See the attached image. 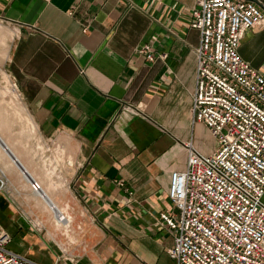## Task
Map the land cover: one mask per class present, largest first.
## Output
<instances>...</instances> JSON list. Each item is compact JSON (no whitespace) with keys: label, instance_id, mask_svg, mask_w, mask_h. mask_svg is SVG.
Masks as SVG:
<instances>
[{"label":"crops","instance_id":"crops-1","mask_svg":"<svg viewBox=\"0 0 264 264\" xmlns=\"http://www.w3.org/2000/svg\"><path fill=\"white\" fill-rule=\"evenodd\" d=\"M194 5L0 0V18L16 28L6 72L34 121L26 128L35 131L13 142L17 156L6 148L0 161L7 178L0 225L17 240L14 252L54 264L58 246L67 245L77 259L66 264H175L166 252L172 232L158 219L171 210L169 174L184 168L186 140L212 148L190 110ZM146 41L153 61L138 52ZM238 52L264 73V26L247 30ZM50 201L70 220L66 236L54 227ZM32 220L44 230L31 229Z\"/></svg>","mask_w":264,"mask_h":264},{"label":"built area","instance_id":"built-area-1","mask_svg":"<svg viewBox=\"0 0 264 264\" xmlns=\"http://www.w3.org/2000/svg\"><path fill=\"white\" fill-rule=\"evenodd\" d=\"M188 17L199 32L192 122L206 128L214 146L203 152L183 142L186 164L170 172L166 189L171 210L158 216L172 232L166 252L175 264H264V73L238 52L244 33L264 26V4L195 0ZM152 42L138 48L148 61L157 55ZM6 184L0 169V192ZM31 188L37 192L39 185ZM57 216L69 231V218ZM29 222L44 230L40 220ZM10 241L0 225V264H43L10 250ZM58 249L54 264L77 259L67 245Z\"/></svg>","mask_w":264,"mask_h":264},{"label":"rangeland","instance_id":"rangeland-1","mask_svg":"<svg viewBox=\"0 0 264 264\" xmlns=\"http://www.w3.org/2000/svg\"><path fill=\"white\" fill-rule=\"evenodd\" d=\"M15 33H16V28L14 27V25L0 18V107H1V112L4 113V117L15 121L12 128L14 130V138L17 137L20 138L21 137L20 129H22L23 126L26 128V126L29 125L27 123H30V121L34 123V121L29 114V110L27 109V106L21 101L12 80L9 78L6 72V61L8 59L10 47L15 37ZM18 115L26 118L29 116L28 118L30 120L29 119L28 121L21 120V122H19ZM28 128L32 129L30 126H28L25 130V135L22 136L20 139H22L23 137H26V139L35 138L34 135L35 131L31 132ZM211 140L208 142V145L213 148L214 141L213 139ZM186 142H192V141L191 139H188L184 143ZM0 161H1V157H0ZM54 227L57 228V230L60 231L62 230V232L64 231V229L62 228L56 226ZM8 247L13 251H19L20 249L19 245L17 244V240L11 241Z\"/></svg>","mask_w":264,"mask_h":264},{"label":"bare ground","instance_id":"bare-ground-1","mask_svg":"<svg viewBox=\"0 0 264 264\" xmlns=\"http://www.w3.org/2000/svg\"><path fill=\"white\" fill-rule=\"evenodd\" d=\"M18 116H19V118H18L19 122H21V120H24V121L27 120L28 121V119H29L28 118L29 116L27 118L26 117H21L20 115H18ZM14 123H15V121L4 117V113L1 112V107H0V157H5L7 155L6 148H8L12 152V154L14 153L16 155V149H15V146H14V143H13V142L16 141V138H14V133L12 131ZM42 193H40V194H42ZM40 194H38V195H40ZM49 203H50V205L52 204L51 201ZM50 205H47V206H48V209L50 210V212L53 213L51 215H52V219H53L54 224H56V227L64 229L65 233L68 234V224H66L63 221H60L59 218H58L59 216H57V215H60V214H64V212L59 211L58 208L56 207V205H54V203L52 204L53 208H51Z\"/></svg>","mask_w":264,"mask_h":264}]
</instances>
